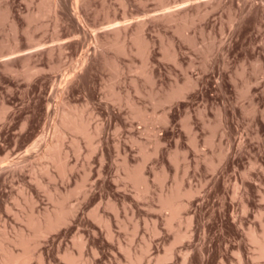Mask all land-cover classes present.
Masks as SVG:
<instances>
[{"label":"rangeland","instance_id":"obj_1","mask_svg":"<svg viewBox=\"0 0 264 264\" xmlns=\"http://www.w3.org/2000/svg\"><path fill=\"white\" fill-rule=\"evenodd\" d=\"M56 2L0 0V240L22 252L31 213L67 195L28 264H264L249 234L264 240V0ZM114 27L126 52L100 46ZM70 108L91 136L65 135L63 171L41 153ZM140 164L147 191L126 178ZM177 188L171 219L161 193Z\"/></svg>","mask_w":264,"mask_h":264},{"label":"bare ground","instance_id":"obj_2","mask_svg":"<svg viewBox=\"0 0 264 264\" xmlns=\"http://www.w3.org/2000/svg\"><path fill=\"white\" fill-rule=\"evenodd\" d=\"M55 2H56V0H55ZM77 13L78 12L75 11V15L76 16L78 15ZM159 17L162 18V20L165 19V20H168V21H173V20L176 19L174 13L171 12V11L164 12L162 15L158 16V18ZM78 19L79 18L77 16V20ZM147 24H148V21L146 19H144L142 21H139L137 23V25H136L135 31L132 33L133 35L131 36V40H132L133 44H135V45L138 46V49L140 51V54L144 52V55L145 56H143V55L142 56L145 57V59H144L145 60V63H143V65L146 64V63H147L146 65H148L149 60L147 62V59H149V57L146 58V53H147V56H149L148 55V51H149V45L151 43L146 38L147 36L144 34L145 30H147L146 29V27L148 26ZM121 28L120 27H114L111 30L112 31L111 36H109L105 41H102V45H100V46H102V48L103 47L104 48H114L117 51H120V49H121L122 51H125L126 52L128 49H126V46L125 45L127 44L126 43V40L128 38H126L127 35H124L123 34ZM125 32H126V29H125ZM122 40H124V42L126 44ZM121 43L123 45L125 44L124 45L125 47L124 46H121ZM100 44H101V42H100ZM48 50H49V52L53 53L54 48L52 47V48H49ZM122 51H120V52H122ZM139 51H137V52H139ZM95 52H97V51H95ZM106 56H105V58H106ZM173 56H174V54H173ZM88 59H89L88 57L85 59V63L87 62ZM144 60H143V62H144ZM83 63H84V61H83ZM77 75H78V73H77ZM72 77H70V78L72 79ZM70 78H67L66 79V82L67 83L68 82L70 83V80H71ZM180 92H178V94ZM70 109L71 110H67V111L65 110V112H63L62 116H60L61 118H60L59 122L56 123L57 124L56 125L57 133H56V130H55V133L57 134L56 140L55 141H47L45 143V151L41 153V157H48V158L52 159L55 163L59 164L62 167L63 171H65V170L67 171L68 164H69L68 161H66V159L68 157L67 152H63L62 147H61L63 145L62 142H63V139H64L65 135L68 132H71L72 131V132H75L77 134H80L82 137L89 138V136H91V132H90L89 127H88V124H89L88 123V119H86L81 114V112H78L77 110H74V109L72 110V108H70ZM75 140H77V139H75ZM21 162L22 161H14L11 164L13 166H17ZM142 164H140L139 167L137 166V168H129V167H127V170H126L127 173L126 172L125 173H126V176H127L126 178L127 179L132 180L134 182V184H136L139 187L140 186H143L144 187V190L147 191L148 188H149V181H148V178L145 176V174L142 171L143 170L142 168H143V165H144V164L143 165ZM70 167H72V166H70ZM83 186L84 185L81 183V184L78 185V188L81 189ZM188 193L189 192H185L184 193L180 188H177L176 190H173V191L162 192L161 193V197H162V208L163 209H166V210H170V212H171L170 215H169V218H171V219H173V218H179V217L181 218L182 209L184 210V208L187 206V203L184 202L181 199L182 198L181 196L188 195ZM192 193L193 192H191V194ZM53 196L54 195H52V197ZM66 200H67V195L61 196L60 199H57L56 200L57 202H56V204L54 206V209L45 212L43 214V216L42 215L38 216V215H35V213H31V215L28 218V225L30 227H32V229H31V230H33L32 234H30L29 236H27L24 232H20V234H18L17 240L14 241L16 245H19L20 244L21 246L24 247L22 252L16 253L15 250L10 247V244L9 245L8 244L7 245L5 244L6 240H3V241H5V242H3V241H1L2 240L1 239L0 240V251H1V255H2L1 256L2 257V261L0 260L1 261L0 263L1 264H28L29 263L28 261L31 260L30 256H34V255H32V253L35 251V250L33 251L32 248H30L31 246H29V244L32 243V242H29L30 238L32 239V237H34L33 239H35V237H38L39 235H41L43 233L45 234L48 231L50 232L51 230L55 229L61 223L67 221L68 215L73 212V210L66 205ZM94 211H95V209H94ZM93 215H94V212H93ZM99 215L100 214L98 213V216ZM99 218L102 221V216L101 215L99 216ZM99 218H96V219H99ZM103 221H104V218H103ZM108 225L111 227V225L109 223H108ZM110 230H111V228L109 229V232H110ZM254 230L255 229H250V232H249V234H250V240H252L258 246V253H257L256 256L264 259V240L262 238H259V236H257L258 234L255 233ZM109 234L112 235L111 232ZM186 236H187L186 233L179 234L178 239L180 240V239H182L183 237H186ZM37 240H38V238H37ZM9 241L11 242V240H9ZM12 244H14V243H12ZM36 245H35V247H36ZM28 248H30V249H28ZM69 254H67V257H66L68 259V261H67L68 264H77V262L79 263L80 259L83 257V256H79L78 258H76L73 254H71L73 256H71ZM141 257H139V259H137L134 264H137L138 261L141 259ZM40 259H42V258H40ZM42 260H44V259H42ZM41 261H40V264H45L46 263V262L43 263Z\"/></svg>","mask_w":264,"mask_h":264}]
</instances>
